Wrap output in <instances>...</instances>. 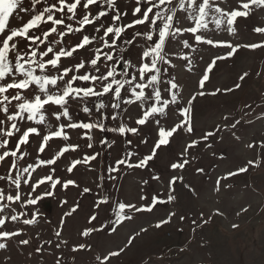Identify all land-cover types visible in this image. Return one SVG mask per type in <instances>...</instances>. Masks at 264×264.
I'll return each instance as SVG.
<instances>
[{
	"label": "snow or ice",
	"instance_id": "6c2138e0",
	"mask_svg": "<svg viewBox=\"0 0 264 264\" xmlns=\"http://www.w3.org/2000/svg\"><path fill=\"white\" fill-rule=\"evenodd\" d=\"M227 0H0V166L4 172L0 174V250L9 248V241L15 237L25 235L24 229L8 230L5 225L9 222H21L26 226L35 225L39 218L38 203L45 197L55 195L57 186L67 190L69 186L79 187L73 179H64L56 176V165L68 152L80 150L79 143H67L71 140L67 129L79 130L81 139L87 141V149H93L95 132H111L125 138L128 145L132 140L126 139L128 134L140 135V126H145L151 120L157 129V139L153 142L148 154L141 156L139 152L128 151L125 155L107 165L98 174L97 189L103 190L105 179L115 180L114 173H119L121 167L146 168L149 162L157 156V150L170 144V138L177 132L188 136L176 162L171 163L172 170L183 171L190 164V150L194 151L202 142L208 141L221 131L217 125L213 130L202 133L196 138L191 119L192 105L197 96H204L205 82L217 60L233 55L241 45H232L230 42L214 41L207 38L204 32L209 31V24H214L219 30L226 26V30L234 32L233 27L237 18L247 17L253 6L264 7V0H239L238 7H222ZM39 6V7H38ZM29 18L25 21L24 15ZM10 19L20 21L18 26H11ZM185 21L190 24H185ZM131 30V32L129 31ZM257 33H264V27H256ZM55 34V39H50ZM190 34L196 43L229 48L227 57L217 56L207 66L198 81V90L185 102L181 103L179 85L169 73L170 68L176 65L172 61L177 45L183 49L195 50L193 44L184 37ZM75 36L74 44H66L65 37ZM142 41V43H141ZM130 46H139L140 52L135 60L128 59L126 53ZM243 47L256 49L264 44H246ZM75 54V55H74ZM86 56V58H85ZM186 64H191L188 55H179ZM62 59H71L74 63H62ZM188 71H192L188 67ZM248 75L243 73L242 81ZM236 88L240 84L235 85ZM217 89L216 92H220ZM225 91H232L231 88ZM216 92L212 93L213 95ZM85 101H98L95 110ZM123 106L135 105L139 110L138 118L132 120L136 126L123 123L121 112ZM172 106H178L173 108ZM250 107V106H249ZM72 108V112H70ZM77 109L82 111L87 120H74ZM126 107L124 111L126 112ZM171 111L179 118L171 127H165L160 117H165ZM51 117L57 122L53 125ZM66 122H61V119ZM129 119H132L129 117ZM228 119L227 116L224 117ZM115 122L109 127L108 122ZM240 120H236L231 127L235 128ZM40 126H46L47 131L42 133ZM55 128V130H53ZM39 137L35 156L29 151L30 137ZM54 138L65 143L51 157H43L46 149L51 151L50 141ZM98 143L101 148H111L115 139L101 138ZM140 144H148V139L142 138ZM257 145L249 144L254 148ZM260 147H264L261 142ZM211 148V144H206ZM100 152L91 154L85 152L78 159H72L66 168L72 173L79 165L87 166L89 171H95L91 166L93 161L100 157ZM139 157L133 161L132 157ZM259 167L253 160H249L243 167L220 176L215 181V191H220L222 180L248 171L249 167ZM48 168L44 175L38 170ZM203 173V168L196 170ZM27 175H24V174ZM33 173H37L33 178ZM106 173L107 175H105ZM153 179L159 180V176ZM183 176H172L169 181V191L174 192V185L183 182ZM145 184L148 181H144ZM43 186V191H37ZM185 187H190L185 185ZM231 187V185H228ZM92 189L84 187L82 192L87 194ZM99 195V193H98ZM141 199H148L142 196ZM175 200L169 194L167 201ZM160 202L158 194L152 197V203L138 207L135 204L118 202L113 209L115 219L112 221L111 231H116L126 219H131L125 210L135 212L152 211L155 203ZM67 203V201H64ZM109 203L108 196H99L95 202L98 209L101 204ZM34 208V211L19 212V208ZM79 207L76 204L65 217L72 215ZM244 207L237 212H247ZM214 215H223L219 210ZM175 213H170L167 219L161 220L156 227L169 223ZM186 217H181L185 219ZM97 219V214L89 217V223ZM203 224L209 222L203 219ZM63 219L60 227L55 231V242L50 239L37 244L34 251L43 256L55 243V252H48L55 257L54 264H65L64 255L60 251L68 247V241L62 238ZM192 231L200 227L196 219H192ZM232 228H239L233 223ZM107 224L99 228L84 229L83 237L90 236L95 231H103ZM146 231V229H143ZM39 240V235L36 236ZM135 237L127 243L130 245ZM19 245L28 246L32 239H19ZM90 250V245L79 243L71 246L72 252ZM183 250V249H182ZM123 251H111L108 255L96 259L99 264H107L111 257L120 255ZM74 259V258H73Z\"/></svg>",
	"mask_w": 264,
	"mask_h": 264
},
{
	"label": "rangeland",
	"instance_id": "374dc122",
	"mask_svg": "<svg viewBox=\"0 0 264 264\" xmlns=\"http://www.w3.org/2000/svg\"><path fill=\"white\" fill-rule=\"evenodd\" d=\"M238 4L239 0H227V4L221 6L236 8ZM23 15L26 21L29 16ZM19 23L20 21L10 19L11 26H18ZM185 24L190 22L185 21ZM233 27L235 31L229 32L226 26L216 30L214 24H209V31L201 30L207 38L214 41L241 45L230 57H227L230 49L226 46L196 43L190 34H185L180 39L187 38L195 50L183 49L177 45L175 53L188 55L191 64H186L179 55L172 56L176 67L170 68L169 73L180 86L182 104L200 90L198 81L209 63L217 56L227 57L217 60L212 71L208 73L209 80L205 82L203 89L206 94L197 96L191 112L196 138L206 131L213 130L217 125L221 126V131L208 141L202 142L194 151L190 150V164L182 172L170 168L171 163L177 161L185 141L189 139L185 133L177 132L170 138L168 146L157 150V156L146 168L129 169L122 166L119 173L113 174L117 178L105 179L102 182L103 190H99L96 186L98 174L107 165L128 151L139 152L141 156L149 153L157 139L156 126L150 120L145 126H140L139 136L128 134L126 139L132 140L131 145L126 144L124 137L115 136L111 132H100L99 136L97 133L98 139L93 149L84 147L87 141L80 138L79 130L67 129L71 136L67 143H79L81 148L76 152L66 153L56 165L49 167L56 168V176L73 179L79 187L69 186L67 190H63L57 186L54 196L45 197L36 206L40 218L35 225H23L22 219L25 217L21 218V222L6 224L8 230L23 228L25 235L13 238L8 242L7 250H0V264H54L55 257L48 252L56 251L55 243L51 248L45 245L48 251L42 257L38 256L34 249L46 239L55 242L54 233L60 227L62 219V238L67 240L69 245L60 250L64 255L65 264H99L97 256L103 258L109 252L119 251L121 248L123 251L120 255L111 257L107 264H264V147L259 146L264 142V47H243L246 44H264V33L254 31L256 27H264V7L253 6L249 15L246 18H237ZM55 38V34L50 37ZM65 41L68 45L74 44L76 37L70 35L65 37ZM139 52V46H130L126 55L135 62ZM62 63L71 64L74 61L62 59ZM188 67L192 68L191 72L187 70ZM245 72L248 75L241 81L239 77ZM237 83L240 84L239 88L235 87ZM229 88L232 91H225ZM217 89L221 91L216 92ZM214 92L215 95L212 94ZM96 102L85 101L94 110ZM121 112L123 123L136 126L132 123L139 115L135 105H122ZM225 116L228 117L227 120L224 119ZM178 118V112L174 116L169 111L165 117H160V120L165 127H171ZM73 119L86 121L88 118L77 109ZM49 120L53 125L57 123L50 112ZM236 120H240V123L232 128L231 125ZM61 122L66 121L62 118ZM108 124L109 127L115 126L112 121ZM40 130L44 133L47 127L40 126ZM101 138L115 139L116 143L111 148L105 146L102 149L98 143ZM142 138L148 139V144H140ZM30 143L29 151L35 156L40 143L39 137H30ZM64 143L63 140L54 138L50 141L51 151L46 149L42 156L51 157ZM206 144H211L212 147L207 148ZM249 144L257 146L249 148ZM85 152L101 153L100 157L92 162L91 166L95 171H89L87 166L79 165L72 173H67L66 168L70 161L80 158ZM138 158L134 156L132 160L136 161ZM249 160L255 161L259 167H249L245 173L222 180L220 191H215V181L218 177L245 166ZM198 168H203L204 172H197ZM47 171L48 168H44L38 170V174L44 175ZM3 172L4 169L0 166V174ZM36 175L37 173H33V178ZM179 175L183 176V182L178 181L174 185L175 191L170 193L168 181L172 176ZM154 176H159L160 179H153ZM144 181L148 183L145 184ZM84 187H89L92 191L85 194L82 192ZM43 190L42 186L37 191ZM157 194L160 202L154 204L152 211L135 212L126 209L125 212L131 219L116 225L115 232L111 231L112 221L115 219L113 209L118 202L135 204L138 207L147 206ZM169 194L175 196L174 201H167ZM99 196H108L109 203L101 204L97 209L94 205ZM142 196L148 199H141ZM76 204L79 205L77 210L65 217L64 214L71 211ZM244 207H247L248 211L237 215ZM16 210L17 213L23 211L30 214L35 209L30 206L17 207ZM216 210L223 215H214ZM173 212L175 216H172L169 223L156 227ZM94 213L97 214V219L89 223V217ZM201 213L203 219L209 220L207 224L202 223ZM182 216L186 218L182 220ZM192 219H196L200 224L195 232L192 231ZM102 223L108 225L103 231H95L88 237L81 235L84 229L99 228ZM233 223L239 224V228H232ZM37 235L39 240L36 239ZM131 237L135 239L129 245L127 241ZM28 238L32 239L30 245H19V239ZM79 243L90 245V250L72 252L71 246Z\"/></svg>",
	"mask_w": 264,
	"mask_h": 264
},
{
	"label": "built area",
	"instance_id": "2783aa9c",
	"mask_svg": "<svg viewBox=\"0 0 264 264\" xmlns=\"http://www.w3.org/2000/svg\"><path fill=\"white\" fill-rule=\"evenodd\" d=\"M97 133H98V136H99V133H100V132H99V131H98V132H97V131L95 132V138H94L93 143H97V139H98V138H97ZM112 134L115 135V136H119L118 134H115V133H112Z\"/></svg>",
	"mask_w": 264,
	"mask_h": 264
}]
</instances>
